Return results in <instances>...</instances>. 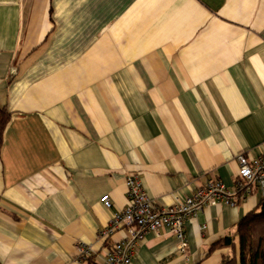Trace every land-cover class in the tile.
<instances>
[{
  "label": "crops",
  "instance_id": "crops-1",
  "mask_svg": "<svg viewBox=\"0 0 264 264\" xmlns=\"http://www.w3.org/2000/svg\"><path fill=\"white\" fill-rule=\"evenodd\" d=\"M0 109V264H100L127 175L166 209L264 156V0H0ZM261 199L206 207L185 255L147 234L132 264H221Z\"/></svg>",
  "mask_w": 264,
  "mask_h": 264
},
{
  "label": "built area",
  "instance_id": "built-area-1",
  "mask_svg": "<svg viewBox=\"0 0 264 264\" xmlns=\"http://www.w3.org/2000/svg\"><path fill=\"white\" fill-rule=\"evenodd\" d=\"M238 170L234 188L229 189L222 181L207 182L196 189L190 196L176 202L170 208L162 209L146 195L139 176L135 173L125 177L127 205L124 210L115 212L107 227L101 232L102 238L127 230V235L117 241L107 252L100 264H132L138 246L147 234L158 235L167 231L177 240V251L185 255L188 243L184 224L196 218L197 214L214 203H224L234 207L237 200H245L252 190H257L264 197V156L236 157ZM100 204L111 210L109 195L100 198ZM78 253L84 259L89 255L86 247L79 245Z\"/></svg>",
  "mask_w": 264,
  "mask_h": 264
},
{
  "label": "trees",
  "instance_id": "trees-1",
  "mask_svg": "<svg viewBox=\"0 0 264 264\" xmlns=\"http://www.w3.org/2000/svg\"><path fill=\"white\" fill-rule=\"evenodd\" d=\"M8 121L9 113L0 109V147ZM216 247L231 250V255L224 257L221 264H264V197L239 221L233 234L224 237Z\"/></svg>",
  "mask_w": 264,
  "mask_h": 264
}]
</instances>
